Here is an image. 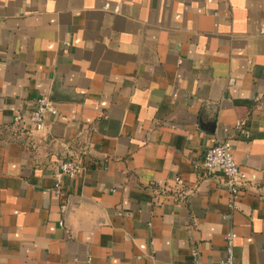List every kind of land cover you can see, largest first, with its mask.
Wrapping results in <instances>:
<instances>
[{
	"label": "crops",
	"instance_id": "obj_1",
	"mask_svg": "<svg viewBox=\"0 0 264 264\" xmlns=\"http://www.w3.org/2000/svg\"><path fill=\"white\" fill-rule=\"evenodd\" d=\"M229 230L264 263V0H0V264H223Z\"/></svg>",
	"mask_w": 264,
	"mask_h": 264
},
{
	"label": "built area",
	"instance_id": "obj_2",
	"mask_svg": "<svg viewBox=\"0 0 264 264\" xmlns=\"http://www.w3.org/2000/svg\"><path fill=\"white\" fill-rule=\"evenodd\" d=\"M73 110L70 111L69 116H74ZM63 113V108L60 104L52 100L47 95H40L35 98L33 106L28 110L26 115L20 112L15 114L12 118V122H26L33 126L37 131L43 129L45 120L50 115H59ZM241 127V122H238L237 128ZM246 136H249L246 130H244ZM199 167L207 175L222 174L225 178L224 185L227 187L231 194L232 201L239 196V187L237 183L238 177V164L235 161L232 153V147L227 141L217 142L205 148L202 158L199 162ZM80 168L76 159L71 157L63 158L59 162L58 178L55 183L57 192L60 186V179H71L75 176ZM226 252L227 255L223 260V264H264L258 262H239L235 261L232 257V244L235 232L233 230L227 231L225 234Z\"/></svg>",
	"mask_w": 264,
	"mask_h": 264
}]
</instances>
